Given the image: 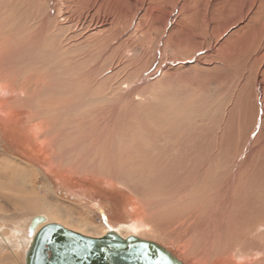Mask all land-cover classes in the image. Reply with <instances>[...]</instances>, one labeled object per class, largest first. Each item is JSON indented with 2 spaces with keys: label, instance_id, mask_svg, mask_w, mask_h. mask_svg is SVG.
Listing matches in <instances>:
<instances>
[{
  "label": "bare ground",
  "instance_id": "bare-ground-1",
  "mask_svg": "<svg viewBox=\"0 0 264 264\" xmlns=\"http://www.w3.org/2000/svg\"><path fill=\"white\" fill-rule=\"evenodd\" d=\"M54 1L56 0H0V75L3 76L0 83L5 77L8 82L4 85L6 87L0 85V128L7 135L11 133L16 138L20 136L15 135L13 129L21 130L26 142L35 140L33 145L25 144L24 150L35 157L33 162L44 164V171L40 169L41 172L37 170V173L54 177L58 186L61 185L70 194L82 199L85 194L82 195L81 191L75 189L74 180L77 183H83L81 180L91 181L95 185H98L96 182L106 181V186L115 187L125 184L124 180L130 176L131 172L127 174L116 171V164L121 156L118 148L120 136L116 135L123 126L129 125L136 131H146L148 127L145 121L154 117L153 113L160 108L157 104L163 101L166 93L161 97L156 90L158 95L151 92L152 88L157 87L149 83L150 77L146 75L151 63L156 62L160 67L161 62L166 59L178 62L184 56L188 58V55L207 48L200 38L194 37L191 41L188 38L180 39L181 35L176 28H170L167 34L164 33L165 38L162 39L160 35L159 40L148 47L154 32L165 27L171 11L164 9L166 14L164 13L163 23H160L157 13L161 14V8L158 10L150 7L151 0H58V6L53 5ZM176 2L174 0L173 3ZM250 2L254 3L253 7H257V1ZM261 10L263 11V6L259 8L257 15ZM134 17H138L137 23L131 27L130 22ZM234 24L237 22L232 25ZM205 26L211 34V23L208 22ZM229 36L231 38L234 35ZM161 40L165 41L162 47L159 45ZM230 42L226 38L213 47V51L208 52L209 55L222 60L227 58L228 62L241 60L247 63L251 69L256 70L253 75L255 92H264V22L255 25L249 33L243 34L234 43ZM185 44L187 49L183 50ZM176 73L178 75L181 71ZM20 92L24 93L23 97L19 96ZM148 104L157 106L152 105L147 109L144 106ZM94 121L98 124L92 128L90 124ZM32 133L35 138H32ZM136 149L142 150L140 146H136ZM252 151L253 148L245 160ZM243 161L241 159L237 170L228 180L226 189L221 193L224 201L220 200L222 203L216 209L210 207L212 213L215 209L218 219H210L211 224L203 229L196 225L203 210L200 206L195 207V211L192 209L180 223L167 225L165 233L157 230L152 222L156 214L166 212L172 216L177 210L183 211L184 205L195 202L194 194L203 186L205 191L209 190L210 199L213 197L211 190L219 185L214 184L211 189L209 185L201 183L209 169L205 164L197 168L190 165L193 161L189 164L191 169L186 171L184 166H156L155 170H162L166 175L173 171L182 173H178L179 176L175 178L179 182V189L173 190L170 186V190L166 189L167 192L163 194L156 191L161 185L158 180L145 177L141 180L131 176V180L149 187L150 195L144 200H137L134 196L136 204L141 202L139 205L142 207L143 217L140 221L117 230H111L104 222L100 226L92 225L88 221L89 209L76 207L74 211L77 217H73V214L64 213L65 209L59 204L49 205L44 199L46 189L52 186L47 176L43 174L44 181L40 182L34 169L33 173L15 158L1 154L0 193L5 194L8 191L9 196L16 197L17 203L19 198L21 203L16 207L18 213L29 211L36 213L34 217L40 215L45 218V223L38 225L33 235L46 223H58L69 230L91 237H99L108 231H113L123 236L122 238L140 235L153 240L164 238L167 242H173L171 237H185L187 247L184 246V249L194 250L195 246L215 252L226 249L232 256L231 264L236 260L235 264H264V244L254 236H251L253 240L249 238L258 231L254 226L256 218L253 225L246 230V222L241 218L244 223L240 219H234V223L229 212L231 204L234 203L233 191L241 170L240 165L246 163ZM128 165V168L135 166L134 162ZM203 172L204 176L201 178ZM28 173H32V177H26ZM6 195L4 196L7 198ZM195 228L198 230L195 231ZM210 251H204L201 256H205L207 260L210 253L211 257L221 255Z\"/></svg>",
  "mask_w": 264,
  "mask_h": 264
},
{
  "label": "rangeland",
  "instance_id": "rangeland-1",
  "mask_svg": "<svg viewBox=\"0 0 264 264\" xmlns=\"http://www.w3.org/2000/svg\"><path fill=\"white\" fill-rule=\"evenodd\" d=\"M56 1H54L53 5H60V2L58 0ZM255 1L258 2L256 8L253 7L254 3L250 2V0H177L176 4L173 3L174 0H151L150 7L153 6L152 8L154 9L161 8V14L157 13L158 21H161L160 23L164 21L165 12H168V9L171 11L165 27L159 29L160 31L156 30L154 32L152 39L149 41V44H147L148 47L158 41L160 35H162V39L165 38V34L168 33L170 28H176L181 35L180 39L188 38V41H191L194 37L197 39L200 38V40L204 41L206 45L205 48L209 50H199L196 53L188 55V58L187 56H184V58L182 57V60H178V62L170 60V58L166 59L161 62L160 67H158L159 64L156 62L151 63L146 75L150 77L149 80H153L152 82L149 81V83H153L157 86L152 88L151 92H155L156 90L161 97L165 96L162 98L163 101H159V104H157L160 108L155 110L153 113V115L155 114L154 117L152 116L149 121H145L148 123H146L148 127L146 131H136V129L131 128V125H129L128 127L123 126L119 130L120 132L118 135H116V137L120 136L118 148L120 150L119 156L121 155L119 163L116 164V171L127 174L131 172V174H129L130 176H127L128 179L122 177L125 179V184H121L123 187L118 185L115 187L106 186L105 180V182L103 181L104 183L96 182L98 185H91L92 182H88L87 188L96 189L98 193V196L94 197L95 199L91 197L88 198L90 199L88 201L90 202L88 208L90 209V206H92L90 210L94 211H89L88 217V221L92 225L100 226L101 222H104L111 230H117L118 228L126 227L130 223L142 219L143 210L141 205H139L141 202L139 201L140 203L138 202V204H136L134 199L137 197V200H144L148 197L150 195L148 192L149 187L144 186L143 183L140 184L131 180V176L141 180H143L142 177L148 178L149 180L151 178L158 180L161 182V185L156 191L157 193L160 192V194H163L167 192L166 189L170 186L173 190L179 189V187L177 188L179 182L175 181V178L178 173H182H180L181 171H173L166 175V172H162V170L159 171L156 169V171V166L159 167L164 164L165 166H184L186 171L191 169L190 165L196 166L197 168V166L202 167V165L205 164L209 172L205 174V178L203 177V172L201 175V178L203 177L201 183L206 186L209 185L211 189L215 186L214 184L219 185L218 188L214 187L215 190H211L213 193H211V196L213 197L210 199L208 196L209 190L206 189L205 191V187L203 186L202 189H200L201 191L198 190L199 192L194 194L195 202H192V204L188 206L184 205L185 207L183 206L182 208L183 211L177 210L172 216L166 212L165 214L159 213V215L156 214L157 216L155 215L152 219L157 230L165 233L167 225L171 223H180L182 218L188 215L192 209L195 211V207L200 206L203 210L198 218L199 220L196 221V225L198 224V227L202 226L201 229H203L211 224V222H209L210 219L211 221H215V217L218 219V214L215 215V209L216 207L218 208L217 205H219V203L224 201L221 193L226 189L228 180L233 173H235L238 164L241 159H243L246 163L243 161L245 164L240 165L241 170L237 178L236 187L233 191L234 203L231 204V211L229 210V212L234 223V219H240V222H243V220L246 222V230L253 225L254 218H256V224L254 226L257 227L258 231L254 235L252 233L249 238L254 236L257 241H261L264 244V92H255L253 75L256 73V70L253 68L251 69L247 63L241 60L228 62L227 58L222 60V58L211 56L208 53L210 51L212 52L213 47L215 48L222 41L226 40V38L231 41L230 43H234V41L243 34L249 33L255 25L264 22V0ZM139 5L141 6L140 3H138V6ZM260 5L263 6V11L261 10V13L257 15L259 8H261ZM240 8L243 9L240 10ZM242 11L244 13H242ZM137 19L138 17L133 18L130 22L131 27H134L137 23ZM208 22L211 23L212 26L211 34L208 33L205 26ZM233 22H237V24L232 25ZM159 32L162 33L160 34ZM185 34L191 35V37H187ZM229 35L234 36L230 38ZM163 43H165V41L161 40L159 45L162 47ZM183 47V50L187 49L186 44ZM158 59H160V55ZM175 71H181L182 74L179 73L178 76ZM1 77L3 76L0 75V78ZM158 78H161L160 82ZM5 80L7 81L6 77L1 81V86L8 84ZM156 82H159V84ZM15 86L18 87V84H15ZM164 92L166 94L163 95ZM158 94L156 93V95ZM19 96L23 97L24 93L20 92ZM152 105L148 104L144 107L148 109ZM24 117H26V114H24ZM137 121L139 122V120ZM98 122L100 123V120H98ZM97 124L98 123L94 121L90 126L93 128ZM0 129V132H3L2 128ZM13 130L15 135L20 136L19 138L13 137L11 133L7 135L3 132L0 133V140L2 138L1 134L2 136L3 134L8 136L9 138L6 141H8L7 143L18 157L15 155L10 156L9 154L11 153L8 151L10 147L0 141L1 156L13 157L25 167L29 168V170L32 171L34 169L36 173L33 172L34 170L32 172L38 177L40 182H43V174L45 173L38 174L37 170H39V172H41V170L44 171V164L33 162L36 160L35 157L24 150L26 145H33L36 141L30 140L26 142V139L22 137L24 133L21 130ZM145 133H147V135ZM33 135L32 133V136ZM35 137L34 135L32 138ZM136 146H140L142 150H135ZM251 148H253L254 151H252L250 156L245 160ZM191 161L194 163L190 164ZM130 162H134L135 166L128 168ZM141 167L143 170H140ZM45 175L47 176L48 182H52L51 179H53V187L48 188L49 190L46 189V196L41 189L38 190L40 192L42 191L41 194L44 195V199L49 205L57 204L60 201L66 203H76L80 201L79 204L85 203V201H81L85 199L84 197H82L81 200H76L80 198L70 194L64 187H62V189L68 194H57V187L59 186L55 185L56 179L50 175ZM208 176L209 178H207ZM26 177H32V173L26 174ZM76 181L77 180H74L76 183L75 189L78 191L83 190V184L85 183H77ZM36 186L39 185L36 184ZM15 189L18 191L20 190L18 187H15ZM5 192L6 191H4V193ZM4 195L9 198L7 199ZM9 195L10 193L8 191L5 194L0 193V264H24L25 252L28 246L27 226L36 213H29V211L24 212L25 214L23 212L22 214L18 213L16 209L20 206L21 202H19L20 200L17 197V203L16 197L14 198ZM220 200L222 202H220ZM97 201L99 203L102 202L103 205V208L100 209L101 211L97 210L98 212L95 210V208L97 209L99 206L96 203ZM65 207L64 213L73 214V217H77V214L71 206ZM210 207L215 208L213 213L210 211ZM226 220L229 219L226 218ZM194 230L197 231L198 228ZM136 237L165 247L184 264L233 263L231 259L232 256L228 254V250L226 249H219L218 252L211 249H198L199 246H195L194 250L184 249V246L187 247L185 237L184 239L171 237L173 242H167L164 238L161 240H153L146 236L139 235ZM254 238H252V240ZM175 239L180 243H176ZM200 243H198V245H200ZM210 250L221 255L211 257L210 253V257L205 260V256H201V253L203 254L204 251ZM255 258L256 257H254V259ZM235 263H237V260L234 264Z\"/></svg>",
  "mask_w": 264,
  "mask_h": 264
},
{
  "label": "water",
  "instance_id": "water-1",
  "mask_svg": "<svg viewBox=\"0 0 264 264\" xmlns=\"http://www.w3.org/2000/svg\"><path fill=\"white\" fill-rule=\"evenodd\" d=\"M42 223L39 215L27 226L24 264H184L159 244L113 231L91 237L46 223L33 235Z\"/></svg>",
  "mask_w": 264,
  "mask_h": 264
},
{
  "label": "crops",
  "instance_id": "crops-1",
  "mask_svg": "<svg viewBox=\"0 0 264 264\" xmlns=\"http://www.w3.org/2000/svg\"><path fill=\"white\" fill-rule=\"evenodd\" d=\"M1 142H3V143H5L6 145H8L10 148L8 149V151L11 153V154H9L10 156L11 155H15L16 157H18L17 156V154L14 152V150L11 148V146L7 143L8 141H6L9 137L8 136H6L5 134H3V136H2V134H1ZM51 182V181H50ZM81 182H84L85 184H83V190H81L82 191V195H84L83 197L85 198L84 200H81V199H76V200H81V201H85V203H80L79 204V202L80 201H78V202H76V203H66V202H62V201H58L59 203H57V205L59 204L60 206H63L64 207V209H66V207L65 206H71L73 209L74 208H76V207H80V208H85V209H89L88 207H89V203L90 202H88L90 199H88L89 197H91V198H93V199H95L94 197L95 196H98V193H97V191H96V189H89V188H87V184H88V182H90V181H82L81 180ZM52 184H54V181L52 180V182H51ZM55 185L56 186H58V183H55ZM91 185H93V184H91ZM50 187H53V185L52 186H50ZM57 189H58V191H57V194H61V193H67V192H65V190H63L62 189V186L61 185H59V187H57ZM90 191H91V193H90ZM68 194V193H67ZM94 194V195H93ZM89 195H91V196H89ZM88 202V203H87ZM97 203V205H99L98 206V208L96 209L95 208V210L97 211V210H99V211H101L100 209L101 208H103V205H102V202L101 203H99L98 201L96 202ZM68 204V205H67ZM84 205H86V206H84ZM130 205V204H129ZM128 207H130V206H128ZM92 208V206H90V209ZM89 209V211H92V212H94L93 210H90ZM131 209V208H130ZM98 212V211H97ZM129 212V211H128ZM127 212V213H128ZM129 215V214H128Z\"/></svg>",
  "mask_w": 264,
  "mask_h": 264
}]
</instances>
